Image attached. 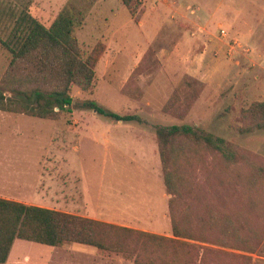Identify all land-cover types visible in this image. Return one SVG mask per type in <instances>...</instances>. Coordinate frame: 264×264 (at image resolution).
<instances>
[{
	"label": "rangeland",
	"instance_id": "rangeland-1",
	"mask_svg": "<svg viewBox=\"0 0 264 264\" xmlns=\"http://www.w3.org/2000/svg\"><path fill=\"white\" fill-rule=\"evenodd\" d=\"M0 2L26 6L47 27L74 5L85 13L76 29L83 55L101 49L92 90L74 86L73 103L58 119L0 110V180L12 176L21 183L0 197L174 238L155 124L201 126L264 163V129L237 130L245 123L242 109L264 100V0H139L134 15L123 0ZM10 24L0 20L4 38ZM11 59L0 41V81ZM188 77L200 88L188 113L164 111ZM88 99L147 122L112 119L85 106ZM189 159L180 172L206 205L203 215L211 209L219 221L230 216L239 228L235 235L249 242L241 245L250 248L223 243L231 237L211 228L196 231L203 241L179 239L208 248L204 264H264V216L240 185L227 183L221 155L191 153ZM256 187L264 206V189L258 181ZM5 264L137 263L76 242L16 239Z\"/></svg>",
	"mask_w": 264,
	"mask_h": 264
},
{
	"label": "trees",
	"instance_id": "trees-1",
	"mask_svg": "<svg viewBox=\"0 0 264 264\" xmlns=\"http://www.w3.org/2000/svg\"><path fill=\"white\" fill-rule=\"evenodd\" d=\"M138 1L123 0L132 15L139 7ZM75 8L74 5L65 6L47 27L26 6L0 2V20L5 26L12 22L4 28L8 29L6 38L0 35L1 43L12 53L9 67L0 81V110L58 119L61 111L73 103L70 93L74 86L83 91L92 90L101 49L96 47L88 56L83 55L76 29L83 24L85 13ZM187 79L182 91H174L165 103L164 111L178 117L188 113L200 88L192 87V81L196 84L197 80ZM137 89L140 90L138 86ZM84 105L115 120L147 122L139 114L106 110L93 99L86 100ZM241 115L245 123L237 128L239 133L264 129V100L243 108ZM155 130L164 182L170 194L174 238L0 197V264L8 260L16 239L49 246L66 242L91 245L104 252L128 254L137 264H204L208 248L179 239L203 241L196 236L200 228H211L231 237L224 238L223 243L227 245L235 243L243 249L250 248L241 245L249 242L235 235L239 228L230 216L219 221L211 209L207 210L208 215H203L207 207L193 194L191 186H187L180 169L190 164L191 153L221 155L227 183L240 185L250 206L264 216V206L256 199L257 181L264 189V182H260L264 178L262 159L258 160L245 148L198 125L155 124ZM182 212L186 213L184 217ZM201 250H204L202 254Z\"/></svg>",
	"mask_w": 264,
	"mask_h": 264
},
{
	"label": "crops",
	"instance_id": "crops-1",
	"mask_svg": "<svg viewBox=\"0 0 264 264\" xmlns=\"http://www.w3.org/2000/svg\"><path fill=\"white\" fill-rule=\"evenodd\" d=\"M250 32H252V30H250ZM253 33V32H252ZM20 181L17 180V178H14L12 176L9 177H3L2 180H0V193L4 192L5 190H7L6 188L9 186H16V185H20ZM4 198V197H3ZM13 200V199H12ZM15 243V242H14ZM12 250V249H11ZM11 254V251H10ZM9 254V256H10ZM9 261V257L8 260ZM6 261V263H7ZM5 264V263H4Z\"/></svg>",
	"mask_w": 264,
	"mask_h": 264
}]
</instances>
